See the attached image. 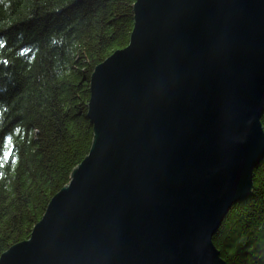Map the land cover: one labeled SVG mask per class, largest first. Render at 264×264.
<instances>
[{
	"label": "water",
	"instance_id": "1",
	"mask_svg": "<svg viewBox=\"0 0 264 264\" xmlns=\"http://www.w3.org/2000/svg\"><path fill=\"white\" fill-rule=\"evenodd\" d=\"M89 78L87 154L0 264H227L264 158V0H135Z\"/></svg>",
	"mask_w": 264,
	"mask_h": 264
},
{
	"label": "trees",
	"instance_id": "2",
	"mask_svg": "<svg viewBox=\"0 0 264 264\" xmlns=\"http://www.w3.org/2000/svg\"><path fill=\"white\" fill-rule=\"evenodd\" d=\"M134 1L0 0V254L87 154L89 78L128 43ZM212 242L227 264H264V158Z\"/></svg>",
	"mask_w": 264,
	"mask_h": 264
},
{
	"label": "rangeland",
	"instance_id": "3",
	"mask_svg": "<svg viewBox=\"0 0 264 264\" xmlns=\"http://www.w3.org/2000/svg\"><path fill=\"white\" fill-rule=\"evenodd\" d=\"M90 123H91V122H90ZM261 124H262V123H261ZM262 128H263V126H262ZM91 139H92V138H91ZM90 143H91V142H90ZM256 166H257V165H255L254 168H255ZM254 168H253V172H252V181H253ZM69 178H70V176H69ZM252 186H253V184H252ZM55 193H56V192H55ZM55 193H54V194H55ZM46 206H47V205H46ZM45 210H46V207H45L44 211H45ZM44 211H43V212H44ZM41 216H42V215H41ZM40 219H41V217H40ZM40 219H39V220H40ZM39 220H38V221H39ZM38 221H37V222H38ZM34 225H35V224H34ZM34 225H33V227H34ZM33 227H32V228H33ZM31 232H32V229H31ZM31 232H30V233H31ZM28 239H29V236H28L26 239H23V240H28ZM21 241H22V240H20V241H18V242H21ZM18 242H16V243H18ZM14 244H15V243H14ZM12 245H13V244H11L9 247H11ZM9 247H8V248H9ZM8 248H7V249H8ZM7 249H5L3 252H5ZM3 252H2V253H3ZM0 255H1V254H0Z\"/></svg>",
	"mask_w": 264,
	"mask_h": 264
}]
</instances>
